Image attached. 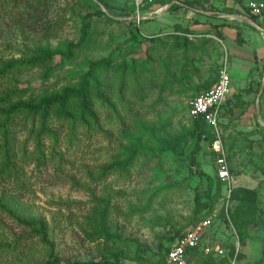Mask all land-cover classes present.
Returning <instances> with one entry per match:
<instances>
[{
	"label": "rangeland",
	"instance_id": "rangeland-1",
	"mask_svg": "<svg viewBox=\"0 0 264 264\" xmlns=\"http://www.w3.org/2000/svg\"><path fill=\"white\" fill-rule=\"evenodd\" d=\"M176 1L0 0V67L42 59L0 76V101H6L0 109L17 99L10 96L13 90L28 101L72 90L89 63L100 59L110 58L109 73L126 65L124 80L131 85L135 66L140 90L137 97L125 93L131 109L126 112L118 105L117 116L92 104L96 129L78 128L70 141L64 122L47 121L53 135L39 136L40 165L22 157L33 151L37 116L8 126L20 172L0 179V264L53 259L59 264H96L103 257L115 264H151L146 259L159 244L201 221L189 224L195 216V193L199 203L212 207L200 242L211 250L203 252L209 259L190 264H264V39L247 27L245 37L253 43L235 42L236 51H231L221 45L216 30L228 26L239 36L241 26L228 18L250 20L246 3L264 5V0H182L189 8ZM174 3L179 8L169 11ZM250 21L264 31V20ZM223 66L236 91L228 96L232 105L222 109L210 136L219 141L226 159V182L217 180L207 142H200L202 149L189 168L194 140L187 136L186 116L188 101L210 87ZM113 84L117 89L119 79ZM236 94L238 103L232 97ZM173 138L172 146L180 152L171 146L159 158L138 155L127 178L109 169L122 160L124 149L156 150ZM227 186L249 192L245 206L235 209L243 194L231 201ZM228 213L244 229L241 239L231 223L222 221ZM102 214L111 236L93 239L92 228ZM216 246L222 255L213 251ZM113 250L122 256L113 259ZM135 255L145 261L135 262Z\"/></svg>",
	"mask_w": 264,
	"mask_h": 264
},
{
	"label": "trees",
	"instance_id": "trees-1",
	"mask_svg": "<svg viewBox=\"0 0 264 264\" xmlns=\"http://www.w3.org/2000/svg\"><path fill=\"white\" fill-rule=\"evenodd\" d=\"M181 4H183L185 7L189 8L190 3L187 1L177 0ZM176 1V2H177ZM261 1V0H258ZM159 5H162L159 3ZM179 8V5L177 3H174L171 8H168L169 11H176ZM231 14V13H228ZM254 19V18H253ZM235 40L240 43L238 37L235 38ZM42 59H33L32 61H9L5 64H2V67H0V76L2 77L3 74H6L5 72H21L22 70L28 69V66H30L33 62H41ZM109 59H100L95 62H91L88 65V69L83 72L79 76L78 83L75 85V87L72 90L68 89H62L60 93H53L50 95H43L42 97L38 98L36 101H28L21 99L20 92L13 90L12 95H16V100L12 101L11 103L7 104V107L5 109H0V179L2 180H8L9 178H14L19 175L20 169L16 167L14 160L17 157V155L14 153L13 150V138L12 134L8 128V126L12 123H14L16 120L19 119H28V117H34L37 116L39 120V127L37 130L31 129L29 131V135L33 134L35 131L36 134L33 137V151L25 155L22 153V157H28L30 156L34 161L35 164L40 165L43 163V157L41 152V144L39 141L40 134L45 135L47 138L52 139L53 132L51 129L47 128V121L54 120L55 122H64L67 128V134L65 139L67 141H70L73 139L74 132L79 129L84 130H94L96 129V112L92 111V104H98L104 108H106L111 115L117 116L118 113V105L120 106V110H124L126 112H129L131 109L130 107V100L128 98H125V93H128L130 91V95H139L140 90L137 88V85H135V81L138 79L136 67L134 66L130 70V74L132 76V79L134 82L131 84H127V80H124V76L126 73V70L128 67L125 65L123 67V70L118 71H112L110 69ZM166 69V67H165ZM109 73V74H108ZM119 75H118V74ZM122 77L120 78V76ZM119 79V86L117 89L114 88L113 82L115 80ZM209 88V87H208ZM207 88V89H208ZM206 90V89H205ZM137 91V93H136ZM137 97V96H136ZM232 97L235 98V102L240 101V97L233 95ZM113 98L115 100V103H111L110 99ZM1 103H6V101L3 99L0 101ZM226 105H232L231 101L228 99L225 100L222 109ZM187 111V110H186ZM229 112V109H227ZM187 116V115H186ZM190 120V128L188 129V137L190 139L194 140L193 147L190 149L188 153L189 157V168L191 169L197 160L199 150L202 149V145L200 142H207L208 146L211 144V132L212 128L208 126L200 117L197 118H189ZM208 131V132H207ZM211 133V134H210ZM177 139L171 140V141H162V146L159 148H156V150L152 148H141V147H134L131 150L124 149L122 160L118 163H115L109 169L113 173H117L118 176H122L127 178L129 171L134 168L136 159L138 155H146L147 157L152 158H159L162 150L165 148L171 147L174 145V141ZM180 146V144H178ZM181 147V146H180ZM174 153H178L177 150L171 147ZM207 154H210L214 156V159L217 158V154L214 152L208 150ZM26 157V158H27ZM225 158V157H224ZM226 163V159H225ZM155 167H158V162L154 161ZM216 166V165H215ZM227 167V163H226ZM108 169V170H109ZM193 174L200 178L202 176V172L199 170H194ZM217 180H219L217 178ZM220 181V180H219ZM221 183V182H220ZM224 184V183H221ZM200 185L198 184L197 187L194 189L196 190ZM224 188V187H223ZM237 190V191H236ZM227 191L229 194V198H231V201H235V199H232V196L235 198L238 194H243V198L238 200L235 205L239 209L242 206H245V203L247 202V198L244 195H247L249 192L246 190H238L228 188ZM228 198V199H229ZM237 199V198H236ZM195 216L192 220L189 221V224L194 225L199 220H204L209 216L211 213L212 207L211 205L203 204L198 202V195L195 193ZM211 204V203H210ZM0 208H3L0 204ZM204 209V210H203ZM105 218L106 216L102 214V217L100 219V222L95 224V226L92 228L93 233L92 238L93 239H100L105 238L107 240L111 235L109 230L107 229V226L105 224ZM222 221L226 223H231L234 226V229L237 231L239 238L241 239L242 235H244V229L236 223L234 219L233 213H228V217H222ZM200 222V221H199ZM40 226H42L41 222H38ZM176 235L174 238L170 237L167 238V244L162 246L161 244L158 245V249L156 253H152L149 255V259L146 261L151 262V264H159L162 262L164 257V252L167 250L169 246H171L175 240L182 234ZM91 235H89L91 237ZM203 240V232L200 236V242ZM200 242L197 247L190 250V254L187 260V263H193V262H200L201 258H210L209 254L203 253V247L205 245H202L201 247ZM138 250V249H137ZM140 253L141 252H138ZM109 256L113 259H118L122 255L117 251H110ZM109 259L103 257L99 263L96 264H115V263H109ZM133 260L135 262H144L142 260V257L140 256H134ZM205 260V259H204ZM42 264H59L56 259L53 260H47ZM70 264H81L77 262H72Z\"/></svg>",
	"mask_w": 264,
	"mask_h": 264
},
{
	"label": "built area",
	"instance_id": "built-area-1",
	"mask_svg": "<svg viewBox=\"0 0 264 264\" xmlns=\"http://www.w3.org/2000/svg\"><path fill=\"white\" fill-rule=\"evenodd\" d=\"M246 8L252 18L264 20V5L258 2L248 1ZM264 33L263 30H260ZM230 92V79L226 72V68L223 66L217 73L215 81L212 85L193 98L187 103L186 115L189 118L200 117L208 126L213 130L217 127L219 116L222 112V106L227 99ZM210 151L219 153V157L214 161L216 165L217 178L220 181L226 182L228 180V172L225 163V158L221 153L220 144L217 139H214L210 145ZM210 224V218L207 217L204 220L198 222L193 228L184 231L175 242L167 248L164 252V257L159 264H188L187 260L190 254V250L197 247L200 242V236L203 230ZM201 247V245H199ZM211 247H203V252L208 253ZM213 251L217 255H222V250L217 246L213 248Z\"/></svg>",
	"mask_w": 264,
	"mask_h": 264
},
{
	"label": "crops",
	"instance_id": "crops-1",
	"mask_svg": "<svg viewBox=\"0 0 264 264\" xmlns=\"http://www.w3.org/2000/svg\"><path fill=\"white\" fill-rule=\"evenodd\" d=\"M228 19L230 21L231 20H234L233 21V24H239L238 26H241V32L239 34V36L241 37V39L238 36V31H235L233 28H230L228 26H226V27H222L221 26V27L217 28L216 30H217L218 34L220 35L219 36L220 37L219 42L221 43V45H226L227 44L228 45L227 49H230L231 51L232 50L233 51H236V49L234 47H232L233 44L235 45V42L238 45H249L248 42L253 43L252 41H248V38L245 37V36H247V32H246L247 31V29H246L247 27H252L253 29H255L259 34H261L263 36V39H264V33L262 31H260V29H258L256 27V25L254 23H252V21H250L249 19H244V20L241 19V18H235L234 19L233 17H229ZM236 37H238L240 43H238L235 40ZM259 50L261 52L260 57H262V55H263V48L262 49L260 48ZM231 54H232V52H231ZM242 72H244L246 74L248 73V71H246V69L245 70L243 69ZM229 79H230V92H229L228 96L230 97L231 93L234 92V91H236V89L234 90V87L231 86V78L229 77ZM241 87L242 88L244 87V83L241 84L240 86H238L237 89H240ZM228 96H227V99L229 98Z\"/></svg>",
	"mask_w": 264,
	"mask_h": 264
},
{
	"label": "water",
	"instance_id": "water-1",
	"mask_svg": "<svg viewBox=\"0 0 264 264\" xmlns=\"http://www.w3.org/2000/svg\"><path fill=\"white\" fill-rule=\"evenodd\" d=\"M263 81H264V79H263ZM263 82H261V84H262ZM257 98H258V96H257Z\"/></svg>",
	"mask_w": 264,
	"mask_h": 264
}]
</instances>
